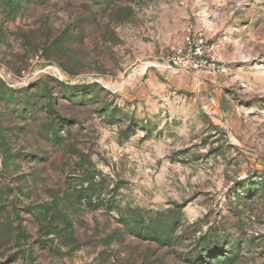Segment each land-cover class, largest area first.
Returning <instances> with one entry per match:
<instances>
[{
  "label": "rangeland",
  "instance_id": "374dc122",
  "mask_svg": "<svg viewBox=\"0 0 264 264\" xmlns=\"http://www.w3.org/2000/svg\"><path fill=\"white\" fill-rule=\"evenodd\" d=\"M0 264H264V0H0Z\"/></svg>",
  "mask_w": 264,
  "mask_h": 264
},
{
  "label": "built area",
  "instance_id": "2783aa9c",
  "mask_svg": "<svg viewBox=\"0 0 264 264\" xmlns=\"http://www.w3.org/2000/svg\"><path fill=\"white\" fill-rule=\"evenodd\" d=\"M166 62L170 69L189 76L196 82L226 72L225 64L212 54L201 33L186 35L179 44L171 48Z\"/></svg>",
  "mask_w": 264,
  "mask_h": 264
},
{
  "label": "trees",
  "instance_id": "16d2710c",
  "mask_svg": "<svg viewBox=\"0 0 264 264\" xmlns=\"http://www.w3.org/2000/svg\"><path fill=\"white\" fill-rule=\"evenodd\" d=\"M48 109L49 110L47 113L53 116L50 120L51 122L48 124L50 130L47 138L50 142H52V144L56 146L63 145V135L61 134L58 125L63 121H65L64 123H66L67 120H65V118L61 116L58 102L54 101L51 98L48 99ZM75 123L77 124L78 122L76 121ZM77 165L79 166L80 170L78 177L81 179L82 183L86 182V186H81L79 190H76L74 193V198L86 199L87 203H89L90 205L94 204L93 206H95L96 201L94 202V200H92V197L96 196L97 190L101 188V184L103 181L101 173L95 170L90 160H88V157L83 154H79ZM97 177L100 178H98L97 180ZM155 237H157L156 234Z\"/></svg>",
  "mask_w": 264,
  "mask_h": 264
}]
</instances>
